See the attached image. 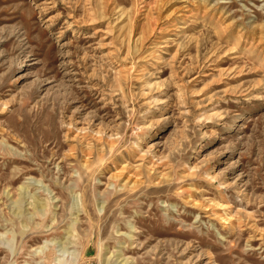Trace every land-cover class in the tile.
<instances>
[{
  "label": "rangeland",
  "instance_id": "1",
  "mask_svg": "<svg viewBox=\"0 0 264 264\" xmlns=\"http://www.w3.org/2000/svg\"><path fill=\"white\" fill-rule=\"evenodd\" d=\"M264 264V0H0V264Z\"/></svg>",
  "mask_w": 264,
  "mask_h": 264
},
{
  "label": "bare ground",
  "instance_id": "2",
  "mask_svg": "<svg viewBox=\"0 0 264 264\" xmlns=\"http://www.w3.org/2000/svg\"><path fill=\"white\" fill-rule=\"evenodd\" d=\"M57 264H67L66 261L58 262Z\"/></svg>",
  "mask_w": 264,
  "mask_h": 264
}]
</instances>
